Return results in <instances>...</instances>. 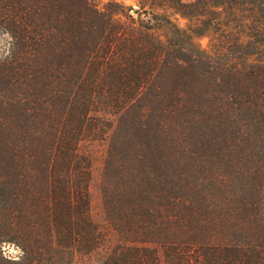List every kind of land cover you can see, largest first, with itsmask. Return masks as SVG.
Here are the masks:
<instances>
[{
	"label": "trees",
	"instance_id": "obj_1",
	"mask_svg": "<svg viewBox=\"0 0 264 264\" xmlns=\"http://www.w3.org/2000/svg\"><path fill=\"white\" fill-rule=\"evenodd\" d=\"M140 1L135 17L133 8L101 10L90 0H0V30L10 44L0 59V264H75L78 254L102 247L105 237L90 210V163L78 144L110 126L92 113L130 108L169 56L192 83L180 93L196 102L192 112L171 119L233 118L229 108L254 122L253 133L264 140V0ZM156 7L189 20L197 12L205 28L182 29ZM6 244L19 255L7 256ZM107 258L108 264H264V242L171 243L162 254L118 244Z\"/></svg>",
	"mask_w": 264,
	"mask_h": 264
},
{
	"label": "rangeland",
	"instance_id": "obj_2",
	"mask_svg": "<svg viewBox=\"0 0 264 264\" xmlns=\"http://www.w3.org/2000/svg\"><path fill=\"white\" fill-rule=\"evenodd\" d=\"M90 1L101 10L133 8L135 17L141 8L140 0ZM154 11L167 14L182 29L205 28L197 12L189 20L171 9ZM198 42L207 47L209 39ZM9 49L8 36L0 30V56ZM174 59L168 57L127 110L92 113L108 119L110 126L101 137L83 138L78 153L90 163L91 216L105 241L89 254H78L75 264H108V254L118 244L156 247L162 254L171 243L264 242V140L253 133L257 125L236 118L229 108L226 115L233 118L171 119L173 113L192 112L196 104L193 96L180 93L192 83ZM3 249L11 257L20 253L12 244Z\"/></svg>",
	"mask_w": 264,
	"mask_h": 264
},
{
	"label": "clouds",
	"instance_id": "obj_3",
	"mask_svg": "<svg viewBox=\"0 0 264 264\" xmlns=\"http://www.w3.org/2000/svg\"><path fill=\"white\" fill-rule=\"evenodd\" d=\"M6 58V56H0V59Z\"/></svg>",
	"mask_w": 264,
	"mask_h": 264
}]
</instances>
